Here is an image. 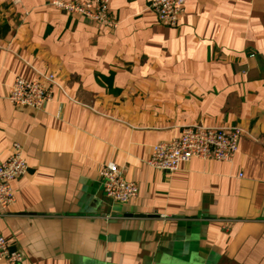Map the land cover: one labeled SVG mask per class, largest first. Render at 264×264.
<instances>
[{
  "label": "crops",
  "instance_id": "obj_1",
  "mask_svg": "<svg viewBox=\"0 0 264 264\" xmlns=\"http://www.w3.org/2000/svg\"><path fill=\"white\" fill-rule=\"evenodd\" d=\"M51 1L0 0V162L17 142L29 165L0 232L21 264H264V0H186L177 27L110 0L113 30ZM17 77L52 101L11 103ZM186 126L240 128L233 160L152 167ZM110 162L137 198L105 195Z\"/></svg>",
  "mask_w": 264,
  "mask_h": 264
},
{
  "label": "built area",
  "instance_id": "obj_2",
  "mask_svg": "<svg viewBox=\"0 0 264 264\" xmlns=\"http://www.w3.org/2000/svg\"><path fill=\"white\" fill-rule=\"evenodd\" d=\"M50 3L57 9L80 15L111 30L119 25L110 9V0H52ZM185 6L186 0H150V7L156 12L160 23L169 27L180 24ZM53 94L49 80L46 83L41 79L17 77L7 99L17 106L42 109L52 101ZM241 136L242 130L238 127L186 126L178 137L153 145L148 162L152 167L168 172L177 171L182 163L194 157L230 162L238 151ZM28 171L23 147L17 142L13 143L7 159L0 162V215H5L16 202L13 182L25 176ZM100 175L105 195L112 201L127 203L138 197V185L127 180L116 163L104 165ZM24 260V253L14 249L0 232V261L21 264Z\"/></svg>",
  "mask_w": 264,
  "mask_h": 264
},
{
  "label": "water",
  "instance_id": "obj_3",
  "mask_svg": "<svg viewBox=\"0 0 264 264\" xmlns=\"http://www.w3.org/2000/svg\"><path fill=\"white\" fill-rule=\"evenodd\" d=\"M264 63L262 61H260V66L263 67Z\"/></svg>",
  "mask_w": 264,
  "mask_h": 264
}]
</instances>
